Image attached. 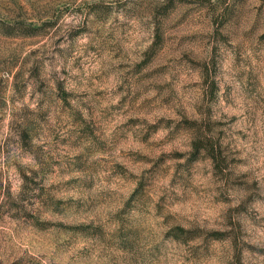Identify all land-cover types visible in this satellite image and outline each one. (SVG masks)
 <instances>
[{
    "label": "rangeland",
    "instance_id": "obj_1",
    "mask_svg": "<svg viewBox=\"0 0 264 264\" xmlns=\"http://www.w3.org/2000/svg\"><path fill=\"white\" fill-rule=\"evenodd\" d=\"M0 264H264V0H0Z\"/></svg>",
    "mask_w": 264,
    "mask_h": 264
}]
</instances>
